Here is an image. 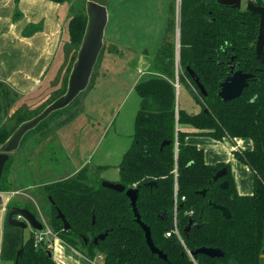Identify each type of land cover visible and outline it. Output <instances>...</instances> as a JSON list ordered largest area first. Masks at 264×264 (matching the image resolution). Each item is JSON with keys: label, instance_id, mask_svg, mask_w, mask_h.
<instances>
[{"label": "trees", "instance_id": "1", "mask_svg": "<svg viewBox=\"0 0 264 264\" xmlns=\"http://www.w3.org/2000/svg\"><path fill=\"white\" fill-rule=\"evenodd\" d=\"M255 3L264 6V0ZM169 21L172 24L173 19ZM260 22V15L246 7L236 8L217 0H182L180 80H188L195 87L193 99L200 109L190 111L178 102L175 50L170 40L160 44L152 59V70L135 85L141 102L133 143L120 163L119 182L126 188H139L141 218L150 226L153 240L167 260L150 249L126 192L103 186L104 179L92 177L88 168L87 172L82 169L72 177L45 183L50 224L59 237L91 259L101 256L102 264H264V69L257 59ZM68 25L71 40L81 44L86 11L72 16ZM232 57L239 69L253 76L239 97L226 101L219 91L229 74ZM188 66L199 76L206 96L192 79ZM12 91L0 80V145L23 121L38 114L26 110L16 117L13 126L5 124L3 112L13 102ZM45 120L28 133L39 129ZM185 124L196 130L183 129ZM190 134L218 140L250 138L252 148L236 146L233 153L253 171V192L240 193L231 165L208 163L204 149L187 141ZM10 160L11 156L0 180V191L12 190L4 187ZM222 168L227 173L215 179ZM224 180L228 181L226 188L221 186ZM151 181L156 184L149 185ZM214 204L226 206L231 216H224ZM9 206L28 208L21 203ZM60 213L70 228L64 227ZM175 219L184 242L176 234L166 235ZM189 224L191 228L186 232ZM5 228L4 259L13 264H59L51 249L35 242L34 229L27 237V228L10 224L8 214ZM103 233L106 236L95 243L94 238ZM201 247L219 248L224 256L191 255Z\"/></svg>", "mask_w": 264, "mask_h": 264}, {"label": "rangeland", "instance_id": "2", "mask_svg": "<svg viewBox=\"0 0 264 264\" xmlns=\"http://www.w3.org/2000/svg\"><path fill=\"white\" fill-rule=\"evenodd\" d=\"M86 1L68 0L63 3L65 34L57 62H54L41 86L29 94H22L10 86L13 90L10 94L13 102L9 109L3 112L4 123L8 126H13L16 117L26 110L32 111V114L40 113L67 89L72 63L76 60L81 45L71 40L68 23L72 16L86 11ZM96 1L108 5L109 21L97 67L94 68V77H91L89 86L74 104L62 112L51 114L39 129L25 135L19 148L11 154L10 163L6 167L4 187L14 190L33 184L42 191L43 194L30 191L33 196L36 195L40 210L34 204L31 205L44 228L51 230L50 202L45 183L72 177L82 169L87 172L89 166L84 162L89 149L87 143H91L96 130L103 129V124L100 123L112 118V112L118 110L124 97H127V102L119 108L117 122L119 119H127V112L132 113L131 108L136 102L137 93L129 91L133 86L132 78L136 79V67L143 72L152 70V59L164 41L170 40L174 45V83L178 102L180 101L181 106L185 104L183 99L186 96L191 100L187 102L191 105L188 107L195 106L192 94L196 92L195 87L188 80H180L183 73L180 35L182 0H172L171 5H167L168 0H122L117 5L118 0ZM246 2L247 0H244L245 7ZM170 17L173 19L172 24ZM197 109H200V106ZM221 142L223 155H227L230 147L237 141L228 139ZM238 146L242 147L240 143ZM0 192L5 195L7 210L11 207L9 203H20L17 197L10 198L6 192ZM18 198L21 199L19 196ZM5 227L6 221L4 229ZM30 229V226L26 229L27 236ZM1 244L0 227V248ZM0 264H13V261L1 257Z\"/></svg>", "mask_w": 264, "mask_h": 264}, {"label": "crops", "instance_id": "3", "mask_svg": "<svg viewBox=\"0 0 264 264\" xmlns=\"http://www.w3.org/2000/svg\"><path fill=\"white\" fill-rule=\"evenodd\" d=\"M121 1L118 0L116 5ZM97 2L104 4L100 1ZM171 2L172 0H168L167 5H171ZM244 4L243 0V7H245ZM104 5L108 8L106 3ZM62 9L63 3L52 0H0L1 81L14 87L22 94L32 93L41 86V83L47 78L51 68H53L54 62H57L61 49L63 34H65V16ZM136 71V79L132 78L131 85L133 86L129 91L130 93L133 91L137 93L136 102L131 108L132 113L127 112V119H119L117 122V116L120 113L119 108L127 102V97H124L118 110L112 112L113 115L109 121H103V123L95 121V123H100V125L103 124V129L96 130L91 143H87V148L89 149H87V156L84 160L89 166L88 169L92 177H101L112 182H119L121 179L120 163L124 154L133 143L135 120L141 102L135 85L145 72L138 67H136ZM183 101L185 104H182V107L190 111L199 110L197 107L200 105L197 102H195L194 108H191L188 107L191 105L187 104V102L191 101L189 98L187 99L185 96ZM182 128L187 131L196 130L188 124L182 125ZM228 139L237 142L233 147H230L227 155H223V142L221 141ZM223 140L198 134H190L187 137L188 142L204 149L205 159L208 163L226 162L231 165L240 193H252L254 173L249 166L239 161L233 153L239 143L242 145V147L239 146L241 148H252V140L250 138H238L237 140L225 138ZM31 190L43 194L33 184L23 185L17 189L4 192L9 194L10 198L17 197L21 204L28 206L32 211L31 204H34L40 210L38 199L36 195L33 196L30 193ZM33 212L36 214L35 211ZM7 214V204L0 206V227L2 230L0 258L2 257L4 224ZM31 230H29L28 234L31 233ZM53 239L54 247L51 249V254L59 264H102L101 256L91 259L58 235Z\"/></svg>", "mask_w": 264, "mask_h": 264}, {"label": "water", "instance_id": "4", "mask_svg": "<svg viewBox=\"0 0 264 264\" xmlns=\"http://www.w3.org/2000/svg\"><path fill=\"white\" fill-rule=\"evenodd\" d=\"M217 2L225 5H231L236 8L243 7V0H217ZM246 8L254 13H258L261 18L260 32L257 40V59H259L263 64L264 69V6L255 3L253 0H247ZM86 14V29L77 53V58L73 63L69 75L68 85L65 93L52 101L37 115L23 121L13 131L9 138L0 145V180L2 178L7 161L9 160L11 154L19 148L25 135L32 129L36 128L39 123L48 118L53 112L64 109L70 105L89 86L95 65L104 45L106 27L109 21V11L106 5L95 0H87ZM234 59L235 57H232L231 62L229 63V74L221 83V89L219 91V95L226 101L239 97L244 92L245 88L249 84L250 78L253 76L252 73L239 69L238 64L234 62ZM187 69L202 94L206 96V88L201 83L197 73L189 66ZM226 173V168L220 169L215 175V179L223 177ZM154 184H156V181L149 182V185ZM102 185L120 192H126L127 196L130 198L135 219L143 228L146 241L150 249L154 253L159 254L160 257L167 260V255L156 246L152 237L150 226L146 224L141 218V214L137 206L139 188H126V186L121 182H112L108 180H104ZM221 186L226 188L228 186V181H222ZM201 192L205 193V190H202ZM5 204V198L0 192V206H4ZM214 206L220 209L224 216L228 218L231 216V212L226 206L221 204H214ZM60 216L64 221V227L66 229L70 228V224L65 216L62 213H60ZM8 222L14 226L24 229L28 228L29 226L34 230H42L44 228V224L38 219L36 214L26 207H9ZM190 228L191 224L186 227V232H189ZM105 236L106 233L99 234L94 238V242L97 243L99 239H103ZM88 240L89 238L86 237V241ZM21 252L22 250L19 251L18 255H20ZM190 253L192 256H195L197 253H203L210 257L224 256V252L221 249L213 247H201L195 251H191Z\"/></svg>", "mask_w": 264, "mask_h": 264}, {"label": "built area", "instance_id": "5", "mask_svg": "<svg viewBox=\"0 0 264 264\" xmlns=\"http://www.w3.org/2000/svg\"><path fill=\"white\" fill-rule=\"evenodd\" d=\"M255 1V0H253ZM35 242L37 244H42V245H46L47 248L49 249H52L54 247V237L57 236V234L51 230L50 228L46 227V228H43L42 230H35ZM172 234H176L179 239L184 242L182 236H181V233L179 231V228H178V222L177 220L175 219L174 220V223H173V229L168 231L166 233L167 236H171Z\"/></svg>", "mask_w": 264, "mask_h": 264}]
</instances>
